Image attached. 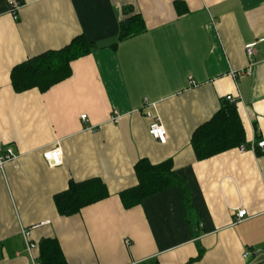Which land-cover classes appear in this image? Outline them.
<instances>
[{"label": "crops", "instance_id": "0c3cea01", "mask_svg": "<svg viewBox=\"0 0 264 264\" xmlns=\"http://www.w3.org/2000/svg\"><path fill=\"white\" fill-rule=\"evenodd\" d=\"M130 9L144 30L117 41ZM78 36L92 47L68 79L13 90L16 65ZM250 44L251 75L234 79ZM227 96L242 146L264 140V0H0V152L16 155L0 169V264H31L27 244L38 261L43 239L57 240L66 264L264 263V154L235 147L198 161L190 144ZM154 123L165 144L149 135ZM56 145L52 167L43 154ZM140 161L169 162L187 185L191 221L174 186L124 207ZM91 179L108 196L59 215L54 196Z\"/></svg>", "mask_w": 264, "mask_h": 264}, {"label": "trees", "instance_id": "16d2710c", "mask_svg": "<svg viewBox=\"0 0 264 264\" xmlns=\"http://www.w3.org/2000/svg\"><path fill=\"white\" fill-rule=\"evenodd\" d=\"M176 8L182 12L177 6ZM143 30L141 16L130 9L122 17L117 41L132 37ZM91 47V43L84 37L78 36L60 50L44 52L16 65L10 74L13 90L21 93L37 88L40 92H46L54 85L68 79L72 73L71 63L88 55ZM190 144L198 161L242 146L244 130L235 104L224 101L209 121L195 129ZM135 173L138 179L137 186L120 194L125 208H131L145 198L174 186L179 191L185 217L188 222L191 221L193 216L187 185L175 175L169 162L150 165L140 161L135 165ZM107 196L105 186L98 179L80 183L70 182L65 191L54 196V204L59 215L71 216ZM38 250V261L41 264H66L56 239L41 240Z\"/></svg>", "mask_w": 264, "mask_h": 264}, {"label": "built area", "instance_id": "2783aa9c", "mask_svg": "<svg viewBox=\"0 0 264 264\" xmlns=\"http://www.w3.org/2000/svg\"><path fill=\"white\" fill-rule=\"evenodd\" d=\"M20 4L17 1H13L11 3V7H10V12L12 15L15 16L16 11L19 9ZM255 44H250L247 45L245 47V54L246 57L248 59V65L245 69H241V70H236V71H230L229 72V76H231L232 78L236 79L238 77L241 76H249L251 75V67L253 65L252 63V57L255 53ZM227 101L230 102H234L233 98L230 96L226 97ZM112 117L111 120L115 121L117 118V113L113 112L112 113ZM81 120L85 121L86 120V115H82L81 116ZM148 133L151 137H153L158 143L160 144H165L166 140H167V135H166V131L164 130V128L158 124V123H154L149 127ZM240 151H245V150H250L254 153H260V154H264V140H259V141H254L251 142L249 144L248 147L245 146H240L239 147ZM43 157L45 159V161L52 167L54 166H58L61 163V150L59 148V146L56 145V147H54L53 149H51L50 151H46L43 154ZM16 159V155L13 153V151L8 148L5 150L4 153L0 152V169L3 168L4 164L12 161ZM246 218V211L245 210H239L237 212V215L235 217V222L239 223L241 221H243ZM24 237H27V233H24ZM126 244L129 245V241H126ZM34 248V245L31 244H27V251L30 254V258H31V264H41L39 261L35 260L32 256H31V250ZM245 257V255L243 256ZM264 264V263H261Z\"/></svg>", "mask_w": 264, "mask_h": 264}]
</instances>
